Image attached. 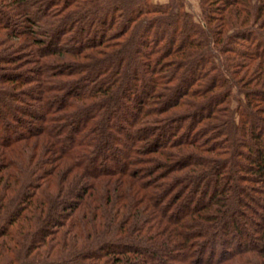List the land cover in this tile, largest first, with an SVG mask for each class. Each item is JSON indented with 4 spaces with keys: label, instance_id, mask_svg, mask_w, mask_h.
<instances>
[{
    "label": "trees",
    "instance_id": "1",
    "mask_svg": "<svg viewBox=\"0 0 264 264\" xmlns=\"http://www.w3.org/2000/svg\"><path fill=\"white\" fill-rule=\"evenodd\" d=\"M199 1L0 0L38 44L0 72V264H264V0Z\"/></svg>",
    "mask_w": 264,
    "mask_h": 264
},
{
    "label": "rangeland",
    "instance_id": "2",
    "mask_svg": "<svg viewBox=\"0 0 264 264\" xmlns=\"http://www.w3.org/2000/svg\"><path fill=\"white\" fill-rule=\"evenodd\" d=\"M158 2H164L166 0H155ZM186 8L190 12H192L195 16H200L201 8L199 0H185ZM200 18V17H199ZM11 33L6 30H0V38L6 39V43L1 46L2 49L5 48V51L0 52L3 56L7 57L8 60H12L14 62H0V72L6 73H15V72H23L25 75L33 74V71L36 70V65L31 64L29 60H27L26 53L27 51L33 49V47L38 48V44L34 46V44L24 45L25 42H22L24 39L19 37H10ZM9 35V36H8ZM8 36V37H7ZM43 40L52 41L53 38L49 39V36L42 37ZM41 37L39 35L36 36L35 40L40 41ZM253 42V40H252ZM54 43L55 40H54ZM23 44V45H22ZM254 44V43H253ZM47 44L45 45V49ZM48 47V46H47ZM42 52V51H41ZM42 54V53H41ZM11 56V57H10Z\"/></svg>",
    "mask_w": 264,
    "mask_h": 264
}]
</instances>
